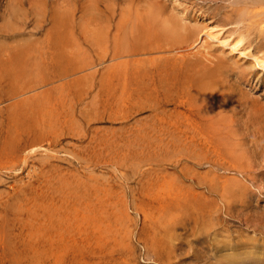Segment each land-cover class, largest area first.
<instances>
[{"label": "rangeland", "instance_id": "1", "mask_svg": "<svg viewBox=\"0 0 264 264\" xmlns=\"http://www.w3.org/2000/svg\"><path fill=\"white\" fill-rule=\"evenodd\" d=\"M158 8L201 30L189 62L221 68L214 121L121 54ZM256 58L264 0H0V264H264Z\"/></svg>", "mask_w": 264, "mask_h": 264}, {"label": "bare ground", "instance_id": "2", "mask_svg": "<svg viewBox=\"0 0 264 264\" xmlns=\"http://www.w3.org/2000/svg\"><path fill=\"white\" fill-rule=\"evenodd\" d=\"M154 8H155V6H154ZM158 9L154 12H153V9L149 10L143 17L141 15L137 16V17H141V18H139L140 21L139 20L137 21V22H139L138 25L141 24L142 25L141 27L147 26L148 29L150 27L148 35H146V33H145L146 36H144V33H143L142 37H143V39H145V42L142 43L143 41L142 42L137 41L138 43L136 46L134 45L135 47L133 49H132V47H130L131 51H129V49H128L127 51L121 52V54L128 53V56L132 55L135 58H137V59H135V61H133L136 63V71H137L136 74L138 75L137 76V82H138L137 86L142 87V88L143 87L144 88L145 87L146 88L147 87H156V88L157 87H172V88L173 87H177V88L178 87H186V88H184L186 91L182 90V94H179V93L176 94L177 91L171 88L172 90L175 91L176 95H174L172 93L173 91L168 89L169 92L171 91L170 93H172V94L169 96V99L165 100V103H163V104L164 105H174V107L177 109L179 107L187 108L189 113H191V114L193 113V115H194L195 111H198V114L200 115L199 117H201V115L207 113L205 111L206 110L205 108H208L207 111L209 109H212L214 111V109L218 106V103L215 101L216 100L215 97L218 94H220L219 93L220 87H226V86H224L225 84H223L222 72L219 70L221 68H219V67L218 68L215 67L216 69H214L213 67L209 68V67H206L207 65H205V66L202 65L203 66L202 67L200 65L202 63H198V61L195 60L196 59L195 57H194L195 59H193V60H195V62H197L198 64L189 62V60L191 61V59H189V60H187V59L189 57H191V58L193 57V55H191L192 50L196 49L198 47V45L200 44V43L199 44H197V43L200 42V33L201 32L199 33L197 31L198 27L196 29L193 28L194 26L193 27L191 26L193 29L188 28V25H184L182 23L181 19L178 18L177 16H169V17H165L163 19V17H162L163 16L162 15L163 10H162V8L159 10ZM136 14H138V13H136ZM132 17H134V16L132 15ZM126 20H128V19H126ZM130 21H131V19H130ZM134 22H136V21H134ZM129 23L131 25V22H129ZM127 29H128V27H127ZM143 30L146 31L145 29L142 28L141 31H143ZM198 30L201 31L199 28H198ZM99 32H98V35L101 36L102 34H100ZM138 34H139V32H138ZM141 35H142V32H141ZM204 35H205V38H210V39L215 38V35H213L209 31H206V33H204ZM135 37H134V39H135ZM144 37H146V38H144ZM216 37H217V35H216ZM202 38L205 39L204 36ZM128 42H130V39ZM225 44L229 45L226 43V41H225ZM240 44H241V40L238 41V43H234V45L231 44V45H233L232 49L238 51V47ZM116 45H114V46H116ZM127 48H129V47H127ZM113 49L115 50V48H113ZM121 49H123V48H121ZM196 50H198V49H196ZM116 54H117V52H116ZM201 54H205V53H201ZM135 55H138L139 57L138 56L136 57ZM114 56H115V54H114ZM196 56H197V54H196ZM199 56H200V54H199ZM203 58H206V56H204ZM199 59H200V57H199ZM202 59H200L199 62H201ZM121 60L122 59H120V62H122ZM205 60H207V59H205ZM205 60H203V61H205ZM255 60H256L258 65L264 67V59L256 58ZM124 61H127V64H129V61L127 59ZM209 61L207 60V62H209ZM127 64L125 62L124 66ZM117 66H119V64ZM124 66H122V67H124ZM120 67H121V65H120ZM134 70H135V68H134ZM122 75H120V76H122ZM123 76H124V78H123L124 83H126L127 82L126 79L128 80V77H127L128 73H125V75H123ZM111 77H112V75H111ZM124 83L122 82L121 86L124 85ZM155 90H157V89H155ZM178 90H179V88H178ZM153 96H154V94H153ZM153 98H157V97H153ZM173 100H174V102H173ZM156 102L158 105H160V104L163 105L162 103H160V99H156ZM206 102H208V103L206 104ZM149 103H148V105H149ZM151 104H152V102H151ZM160 107H162V106H160ZM140 108L142 109L143 107L141 106ZM162 109H163V107H162ZM198 109L202 110L201 111L202 114ZM162 111H164V110H162ZM204 111H205V113H203ZM176 113H179V112H176ZM206 115L209 116L208 114H206ZM177 116L181 117L180 115H177ZM207 116H205V117H207ZM203 117H204V115H203ZM157 119H159V118H157ZM161 119L163 120V118H161ZM213 119L215 120V118H211V121ZM186 120H188V119H186ZM206 121L209 122V120H206ZM200 122H202V121H200ZM208 125H209V123H208ZM213 126H211V127H213ZM206 127H207V125H206ZM207 129H209V127ZM205 132H206V129H205Z\"/></svg>", "mask_w": 264, "mask_h": 264}]
</instances>
